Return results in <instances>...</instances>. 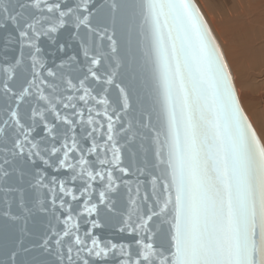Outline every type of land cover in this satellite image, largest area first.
I'll use <instances>...</instances> for the list:
<instances>
[{
	"label": "snow or ice",
	"instance_id": "snow-or-ice-1",
	"mask_svg": "<svg viewBox=\"0 0 264 264\" xmlns=\"http://www.w3.org/2000/svg\"><path fill=\"white\" fill-rule=\"evenodd\" d=\"M0 224V264H264V143L191 0H0Z\"/></svg>",
	"mask_w": 264,
	"mask_h": 264
},
{
	"label": "bare ground",
	"instance_id": "bare-ground-1",
	"mask_svg": "<svg viewBox=\"0 0 264 264\" xmlns=\"http://www.w3.org/2000/svg\"><path fill=\"white\" fill-rule=\"evenodd\" d=\"M195 2L222 45L239 102L264 143V0Z\"/></svg>",
	"mask_w": 264,
	"mask_h": 264
},
{
	"label": "water",
	"instance_id": "water-1",
	"mask_svg": "<svg viewBox=\"0 0 264 264\" xmlns=\"http://www.w3.org/2000/svg\"><path fill=\"white\" fill-rule=\"evenodd\" d=\"M191 3H192L193 6L196 7L197 10L199 11V13L201 14V18H202L204 21H206L205 18H204V16H203V14H202V12L200 11L198 5L196 4L195 0H191ZM206 23H207V22H206ZM207 25H208V23H207ZM208 27L210 28L209 25H208ZM210 29H211V28H210ZM211 32H212V30H211ZM212 34H213V36L215 37V35H214L213 32H212ZM215 39H216V37H215ZM216 41L218 42L217 39H216ZM218 44H219V42H218ZM219 46H220V44H219ZM220 48H221V47H220ZM221 50H222V49H221ZM223 55H224V53H223ZM224 59L226 60L225 56H224ZM227 65H228V63H227ZM228 68H229V66H228ZM229 69H230V68H229ZM232 79H233V78H232ZM236 94H237V92H236ZM113 95H114V94H113ZM239 103H240V102H239ZM240 106H241V105H240ZM241 108H242V107H241ZM242 110H243V109H242ZM243 113H244L246 119L248 120V122L250 123L251 128L255 131V129H254L252 123L250 122V120H249L248 117L246 116L244 110H243ZM255 133L257 134L256 131H255ZM257 135H258V134H257ZM125 163H126V164L129 163V160L126 159V160H125ZM125 199H126V197H125ZM98 234H99L102 238H105V239H108V238L119 239V237L117 236V234H116V233L114 232V230L111 229V228H104V229H102ZM3 238H4V227H3L2 224H0V243L3 242Z\"/></svg>",
	"mask_w": 264,
	"mask_h": 264
},
{
	"label": "rangeland",
	"instance_id": "rangeland-1",
	"mask_svg": "<svg viewBox=\"0 0 264 264\" xmlns=\"http://www.w3.org/2000/svg\"><path fill=\"white\" fill-rule=\"evenodd\" d=\"M199 7V6H198ZM200 9V8H199ZM201 12H202V10H201ZM202 14H203V12H202ZM204 15V14H203ZM204 17H205V15H204ZM205 19L207 20V18L205 17ZM208 22V21H207ZM208 24H209V26H210V23L208 22ZM210 28H211V26H210ZM211 30L213 31V29L211 28ZM213 33H214V35H215V37L217 38V40L219 41V39H218V37L216 36V34H215V32L213 31ZM219 44H220V42H219ZM220 46H222L221 44H220ZM221 49H222V51H223V48L221 47ZM223 53H224V51H223ZM224 55H225V53H224ZM225 58H226V55H225ZM227 59V58H226ZM227 63H228V60H227ZM228 65H229V63H228ZM229 67H230V65H229ZM231 69V68H230ZM232 71V70H231ZM233 73V72H232ZM235 83V82H234ZM235 87H236V85H235ZM236 90H237V88H236ZM238 97H239V94H238ZM239 101H240V99H239ZM240 104H241V102H240ZM241 107H242V109L244 108L243 106H242V104H241ZM244 110V112H245V114H246V116L248 117V119L250 120V122L252 123V121H251V119H250V117L248 116V114H247V112L245 111V109H243ZM252 125H253V127H254V129H255V131L257 132V130H256V128H255V126H254V124L252 123ZM257 134H258V136H259V138H260V135H259V133L257 132ZM260 140H261V142L263 143V141H262V139L260 138Z\"/></svg>",
	"mask_w": 264,
	"mask_h": 264
}]
</instances>
